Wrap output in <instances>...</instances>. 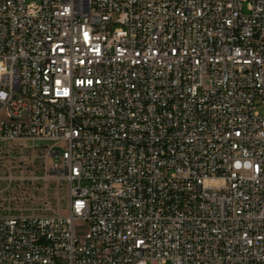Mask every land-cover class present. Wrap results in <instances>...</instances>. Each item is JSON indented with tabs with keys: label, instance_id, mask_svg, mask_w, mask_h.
Here are the masks:
<instances>
[{
	"label": "built area",
	"instance_id": "1",
	"mask_svg": "<svg viewBox=\"0 0 264 264\" xmlns=\"http://www.w3.org/2000/svg\"><path fill=\"white\" fill-rule=\"evenodd\" d=\"M263 106L264 0H0V264H264Z\"/></svg>",
	"mask_w": 264,
	"mask_h": 264
},
{
	"label": "rangeland",
	"instance_id": "2",
	"mask_svg": "<svg viewBox=\"0 0 264 264\" xmlns=\"http://www.w3.org/2000/svg\"><path fill=\"white\" fill-rule=\"evenodd\" d=\"M261 111L264 112V106L261 107ZM47 144L46 142H38V145L42 146ZM51 144V142H48ZM61 150L65 149V144H60ZM30 155V153H27ZM31 157V156H30ZM39 158V157H38ZM32 159V158H31ZM31 164V161L28 162ZM25 174L40 176L43 175L44 168H41V162L37 159L35 168H23ZM30 193L33 197L32 206L37 208L41 207L42 211H46L48 207L62 208V214H68V206L66 198L67 183L63 180L52 178L45 181L43 178H36L34 181L29 182Z\"/></svg>",
	"mask_w": 264,
	"mask_h": 264
},
{
	"label": "bare ground",
	"instance_id": "3",
	"mask_svg": "<svg viewBox=\"0 0 264 264\" xmlns=\"http://www.w3.org/2000/svg\"><path fill=\"white\" fill-rule=\"evenodd\" d=\"M23 98V91H16L12 94V101H21Z\"/></svg>",
	"mask_w": 264,
	"mask_h": 264
}]
</instances>
